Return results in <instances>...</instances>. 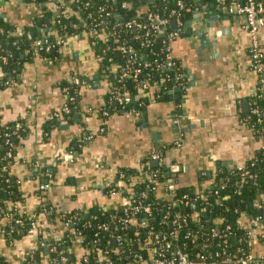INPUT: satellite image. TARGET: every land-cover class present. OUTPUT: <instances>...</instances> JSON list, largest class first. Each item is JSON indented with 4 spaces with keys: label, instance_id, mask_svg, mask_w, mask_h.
Segmentation results:
<instances>
[{
    "label": "crops",
    "instance_id": "0c3cea01",
    "mask_svg": "<svg viewBox=\"0 0 264 264\" xmlns=\"http://www.w3.org/2000/svg\"><path fill=\"white\" fill-rule=\"evenodd\" d=\"M196 1L180 34L170 42L184 78L180 100L174 85L163 99L153 85L150 90L138 89L136 99H143L139 110H104L112 81L84 32L68 37L54 59L35 54L18 66L9 85H0V122L21 120L25 127L16 145L17 163L10 169L21 200L8 201L7 209L34 217L36 223L27 234L14 236L8 231L10 219L0 220L4 264H28V257L40 247L39 259L45 263L48 243L59 239L65 227L63 213L123 206L124 194L113 187L127 186L119 171H138L133 180L140 181L148 176L142 163L155 152L162 158L163 170L173 163L181 167L171 174L176 189L193 194L211 185L219 166L236 170L255 154L259 142L245 117L258 77L251 66L246 24L211 0ZM40 10L27 0H0V16L16 28L44 17ZM111 70L115 72L116 66ZM2 75L0 67V80ZM74 78L86 83L79 86V109L65 115L63 82ZM52 119L55 127L46 130ZM71 144L78 150L70 151ZM44 184L48 189H41ZM167 184L158 187L157 195L170 200ZM128 186L126 191L133 194V186ZM261 198L257 204L264 203ZM52 211L55 217L48 218ZM262 214L264 225V208ZM241 222L253 233L251 254L264 257V231L245 217ZM69 251L75 264H83L78 238Z\"/></svg>",
    "mask_w": 264,
    "mask_h": 264
},
{
    "label": "trees",
    "instance_id": "16d2710c",
    "mask_svg": "<svg viewBox=\"0 0 264 264\" xmlns=\"http://www.w3.org/2000/svg\"><path fill=\"white\" fill-rule=\"evenodd\" d=\"M27 1L37 4L44 17H39L38 20L35 18L30 25L22 27L23 33H19V28L9 25L0 16V67L3 74L0 80L1 87L15 76L18 66L35 56L33 44L35 39L48 34L50 41L60 37L65 42L68 37L83 32L81 27L74 29L73 25L79 24L80 17L82 19L84 17L90 27L88 31L89 29L95 33L106 31L110 34V39L106 42L95 36L89 39L91 43L95 41L92 47L99 58L101 69H105V76L112 81L111 93L107 96V106L104 110L118 112L137 111L140 109L139 103L143 101L136 99L139 89L136 82L131 78L119 80L124 70L135 68L128 57L116 49L120 43L131 45L139 54L142 63L148 64L139 75V80L148 79L150 86L155 85V92L159 98L163 99L166 92L171 89L174 75L181 73L176 60L177 67L174 70L170 71L164 66L166 42L163 40L166 35L146 30H128L124 27L125 22L131 19L146 22L147 15L156 12L169 17L167 32H170L174 30L171 23L176 16L185 21L197 5L196 0H66V6L58 15L48 9L44 3L47 0ZM179 1L182 2V8L178 6ZM259 1L264 4V0ZM101 8L104 10L99 12ZM100 21H104L105 25H98ZM53 27L56 32H49ZM27 33L30 34V39L27 38ZM39 54L46 59L58 57V53L52 50L48 52L42 50ZM112 65L116 66L115 72L111 70ZM63 88L67 89V96L73 97L71 112L74 113L79 109L77 97L80 87L72 80L63 82ZM121 94L129 95L130 101L125 104L118 103L114 98ZM249 100H256L260 105L263 103L257 91ZM18 123L21 128L16 132ZM55 125L56 121L52 119L45 125V129L50 130ZM24 131L25 127L21 120L0 122V220L3 217L10 219L8 231L11 230L14 236L27 234L31 222L35 220L34 217L20 215L15 210L7 209L8 201L21 200L18 183L10 175V169L15 161L16 145ZM255 137L259 140L256 134ZM68 149L76 151L78 146L71 144ZM7 153H11V157H7ZM242 169L247 170L249 174L242 176L238 169L230 170L219 166L211 185L197 194H191L189 189H177L176 200L182 199L183 195H187L190 200V203L184 206L158 197V187L173 177L167 176L162 166H152L151 171L158 170L159 176L152 183L149 182L148 176L134 182L132 186L135 193L132 197L126 191L128 181H124L127 185L125 188L113 184L125 198H132L135 203L151 207L150 214L138 213L131 216L130 225L114 234L121 236L122 241H116L110 232L101 231L98 227L110 219L124 216V206L111 210L89 209L63 213L61 219L68 221L69 227L63 228L59 239L48 243L45 263L39 259L40 252L43 251V247H40L37 253L28 257V264H75L74 254L69 248L77 238L84 249L83 257L87 259V261L82 259L83 264H129L137 255L150 261L153 257L152 251L162 250L166 245H169L168 251L164 249L167 256L179 247L191 259H195L196 255L201 253L205 255L207 262L215 264H224L222 261L225 259L249 255L252 250L253 233L251 229L243 226L241 219L245 217L253 222L259 219L263 225L264 203L257 204L258 199L261 201V197L264 198V151L260 146ZM120 172H124L127 178L139 175L138 171L132 170L124 169ZM206 176L202 175V178L206 179ZM240 182H243V185L239 187ZM148 184L150 187H147ZM192 203L196 205L195 210L192 209ZM203 207L206 210V217L200 213ZM54 215L52 211L48 218H54ZM17 219H21L22 223H16ZM143 219L147 221L144 226L141 225ZM226 225H230V229L226 230ZM149 231L159 234L158 239L150 235ZM63 257L66 258L65 262H62ZM0 264H4L1 258Z\"/></svg>",
    "mask_w": 264,
    "mask_h": 264
},
{
    "label": "built area",
    "instance_id": "2783aa9c",
    "mask_svg": "<svg viewBox=\"0 0 264 264\" xmlns=\"http://www.w3.org/2000/svg\"><path fill=\"white\" fill-rule=\"evenodd\" d=\"M34 1V0H33ZM214 2L218 7L222 8L223 10H226L228 14L234 15L239 17L240 19L244 20L248 34L250 37V46H249V55L251 59V66L252 70L256 73L258 77V86H257V93L260 95V99L263 102L261 105L258 103V101H251L249 100V111L248 115L245 117V122L249 125V128L253 131L254 134H256L259 138V146L264 151V37H262V31L264 29V4L260 2L259 0H211ZM66 0H47L44 2L48 9L53 14L62 13L63 8L66 6ZM126 4V3H125ZM123 4V5H125ZM178 6L182 8V2H178ZM69 9V8H68ZM104 9L101 8L99 12H102ZM67 11V10H66ZM65 11V12H66ZM69 14L72 15L70 12ZM174 15V14H173ZM67 16V15H66ZM68 17V16H67ZM119 16H117L118 18ZM79 24H74V29H78L81 27L83 29V32L86 33L89 37H100L103 39V41H108L110 38V34H108L106 31H103L101 33H95L94 30L89 29V24L87 20L83 17V19L80 17ZM176 23L177 28L168 31L167 27L170 23L169 17L162 16L156 12H150L147 15L146 22H143L138 19H131L125 22L124 27L126 29H138V30H146L150 33H156L158 35L163 34L166 35V38L163 40V42H166L165 45V62L164 66L168 70H174L177 67V63L175 62L174 57L171 53L170 48V42L176 38L180 34V27L182 25L183 20L179 18V16H176V19L174 20ZM105 25L104 21H100L98 25ZM19 33H23V28L18 29ZM49 32L55 33V28H50ZM47 35H43L39 39H35L34 41V48H35V54H39L40 51L48 52L50 50L56 51L58 54H60L62 46L64 44L63 39L58 37L54 41H50ZM27 38H31L30 34L27 33ZM92 44H95V41L92 42ZM148 45V44H144ZM116 49L128 57V60L131 62V64L135 67L134 69H127L122 72L120 75L119 80L125 79V78H131L134 82L137 83L138 88L142 90H150L152 86H150L148 79L147 80H139V75L142 73L143 68L148 66V64H143L139 54L135 51V49L131 45H127L126 43H120ZM5 61V59H3ZM183 74L177 73L174 75L173 82H174V88H180L183 86ZM74 84L81 86L82 84H85L86 81H83L80 78H74L73 79ZM6 85H9L10 82L6 81ZM64 91L67 95V89L64 88ZM255 94V93H254ZM118 103L125 104L130 101V96L127 94H121L119 96H115L114 98ZM73 103V97L67 96L66 103L61 108V113L68 115L71 113L72 108L71 104ZM103 114H107L104 112ZM55 116H59V113L55 114ZM251 123V125H250ZM258 126V127H257ZM21 128V125L18 123L16 124L15 131L17 132ZM19 136V134H18ZM7 157H11V153H7ZM156 161L158 163L157 166H161L162 158L158 152L153 153L148 159H146L142 163V169L147 173L148 180L150 183L154 182L155 179L159 176L158 170H152L151 168L153 166V162ZM17 161H14L12 165H15ZM244 166L239 167L238 170L241 172L242 176H245L248 173L247 170L242 169ZM181 170V167L177 164H171L168 166V171L173 174L175 172H178ZM119 179L122 181H128L129 186H132L134 183L133 177L129 176L127 178V175L124 172L119 173ZM110 185V184H109ZM243 185V182H240L239 187ZM128 186V187H129ZM49 185L44 184L41 186V189H48ZM147 187H150L148 184ZM223 188V186H221ZM176 187L173 180H169L167 184V191L168 196L170 197V200L172 203H179L180 205L187 206L190 203L189 198L187 195H183L182 199H175L176 196ZM129 192V190H127ZM135 193V191H134ZM133 193V194H134ZM130 197H132V193L130 191ZM136 201L132 198H125L124 200V216L118 217L117 219H110L108 222H105L101 224L98 228L101 231L110 232L111 235L116 239V241H122V237L119 235H114L118 233V231L126 228L128 225H130V222L132 220L131 216H135L138 213H144L145 215H148L151 213V207L147 204H141V203H135ZM200 213H206L205 208L200 209ZM116 222V223H114ZM16 223L21 224L22 220L17 219ZM111 226V224H113ZM63 224L66 227H69L68 221H63ZM147 224V221L144 219L141 221V225L144 226ZM36 226L35 221L31 222V228H34ZM255 229L263 230L264 231V225L259 222V219H256L254 222ZM226 230L230 229V225H226ZM214 232V231H213ZM149 234L154 236L155 239H158L159 234H155L153 231H149ZM214 235L216 233L214 232ZM252 243V239H251ZM169 245H166L164 248L165 251H168ZM164 249L157 250L154 249L152 251L153 257L150 261L144 260V258L141 255H137L134 257L132 262L129 264H215L214 262H207V258L205 255L199 253L196 255L195 259H191L188 257V255L181 249L176 248L175 250L171 251L169 256H167L164 253ZM52 251H54V248H52ZM85 261H87L86 257H83ZM66 258H62V262H65ZM224 264H264V257H255L252 254L246 255L244 257H236V258H229L222 261Z\"/></svg>",
    "mask_w": 264,
    "mask_h": 264
},
{
    "label": "water",
    "instance_id": "95a60500",
    "mask_svg": "<svg viewBox=\"0 0 264 264\" xmlns=\"http://www.w3.org/2000/svg\"><path fill=\"white\" fill-rule=\"evenodd\" d=\"M224 11L227 13L226 10H224ZM171 25H172V27H175L176 23L172 22ZM174 90H175L174 92L176 93V98L180 100L181 99V94L180 93L183 90V87L175 88ZM245 105L247 106V103H245ZM245 110L247 111L248 109L246 108ZM157 165H158V163L156 161H154L153 162V166H157ZM164 170L167 171V176H171V173L168 171V167L164 166ZM191 194H192V191H191ZM195 207H196L195 203H192V209L193 210H195ZM203 216L206 217V214L204 213Z\"/></svg>",
    "mask_w": 264,
    "mask_h": 264
}]
</instances>
